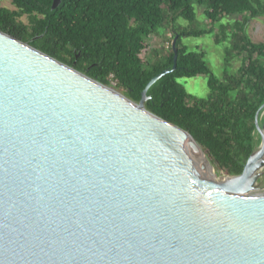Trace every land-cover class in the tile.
<instances>
[{"label":"water","instance_id":"1","mask_svg":"<svg viewBox=\"0 0 264 264\" xmlns=\"http://www.w3.org/2000/svg\"><path fill=\"white\" fill-rule=\"evenodd\" d=\"M176 39L136 103L0 31V264H264V104L242 172L207 180L144 106Z\"/></svg>","mask_w":264,"mask_h":264},{"label":"trees","instance_id":"2","mask_svg":"<svg viewBox=\"0 0 264 264\" xmlns=\"http://www.w3.org/2000/svg\"><path fill=\"white\" fill-rule=\"evenodd\" d=\"M52 4L0 0V31L136 103L150 79L173 65L171 45H151L154 35L167 31L171 41L177 38L176 68L150 86L145 109L188 132L227 175L242 172L260 143L255 115L264 104V43L251 41L246 25L263 13L262 0H60L54 9ZM195 5L204 8L208 28H195ZM203 35L223 47L221 78L208 68L204 52L183 43ZM234 58L240 65L231 72ZM197 76L206 77L204 98L179 83Z\"/></svg>","mask_w":264,"mask_h":264},{"label":"rangeland","instance_id":"3","mask_svg":"<svg viewBox=\"0 0 264 264\" xmlns=\"http://www.w3.org/2000/svg\"><path fill=\"white\" fill-rule=\"evenodd\" d=\"M263 4H264V0ZM2 6H5L10 9H14L9 1H3ZM203 7L195 5L196 12V22L194 24L196 29H205L209 27L206 19L203 16ZM24 23L27 22L26 17L20 18ZM179 23L186 25L187 23L180 20ZM246 32L251 41L255 43H264V10L263 13L259 14L257 17L250 19L246 25ZM171 34L167 31H160L159 34L154 35L152 38L151 45L153 48L159 46H165L167 42L170 41ZM183 43L187 45L190 49L194 50L195 48L205 53V62L211 72L217 77L221 78L224 71V61H223V47L217 46L214 43L213 37L211 35H203L198 38H187L183 40ZM240 65L239 58H234L231 62L230 71L234 72ZM179 83L182 84L185 90L196 97L204 98L208 94V88L206 84V77L197 76L189 79L179 80ZM120 93V92H119ZM261 120L264 122V111L261 114ZM264 132V130H263ZM200 147V146H199ZM202 150V148L200 147ZM203 151V150H202ZM204 152V151H203ZM204 154H206L204 152ZM207 156V155H206ZM208 162L211 170V176H204L207 180L216 184L219 182L220 177H225L227 174L220 170L216 164H214L209 157ZM214 177V178H213ZM255 194H264V178L258 180V185L256 190L253 192Z\"/></svg>","mask_w":264,"mask_h":264},{"label":"bare ground","instance_id":"4","mask_svg":"<svg viewBox=\"0 0 264 264\" xmlns=\"http://www.w3.org/2000/svg\"><path fill=\"white\" fill-rule=\"evenodd\" d=\"M188 140L190 141V143L192 144V146H193V148H194V150H196V151H200V148H199V146L196 144V143H194L190 138H188ZM198 154V153H197ZM196 161H197V163L198 164H201V163H203L204 162V157H203V155L201 154V153H199L197 156H196ZM211 168H210V166H206V170H205V172H204V176H206V175H208V176H211L210 174H211ZM212 177V176H211ZM214 178V177H213Z\"/></svg>","mask_w":264,"mask_h":264},{"label":"built area","instance_id":"5","mask_svg":"<svg viewBox=\"0 0 264 264\" xmlns=\"http://www.w3.org/2000/svg\"><path fill=\"white\" fill-rule=\"evenodd\" d=\"M171 45V40L165 44V48H169Z\"/></svg>","mask_w":264,"mask_h":264},{"label":"flooded vegetation","instance_id":"6","mask_svg":"<svg viewBox=\"0 0 264 264\" xmlns=\"http://www.w3.org/2000/svg\"><path fill=\"white\" fill-rule=\"evenodd\" d=\"M263 178H264V176H263Z\"/></svg>","mask_w":264,"mask_h":264}]
</instances>
